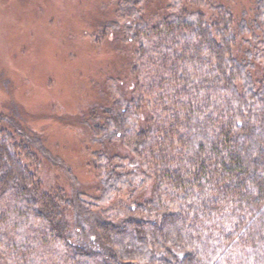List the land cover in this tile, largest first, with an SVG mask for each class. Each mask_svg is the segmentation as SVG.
Segmentation results:
<instances>
[{"label":"trees","instance_id":"1","mask_svg":"<svg viewBox=\"0 0 264 264\" xmlns=\"http://www.w3.org/2000/svg\"><path fill=\"white\" fill-rule=\"evenodd\" d=\"M112 1L124 76L84 120L102 205L0 113V264H264V0Z\"/></svg>","mask_w":264,"mask_h":264},{"label":"rangeland","instance_id":"2","mask_svg":"<svg viewBox=\"0 0 264 264\" xmlns=\"http://www.w3.org/2000/svg\"><path fill=\"white\" fill-rule=\"evenodd\" d=\"M156 1L144 0L146 13ZM251 2L237 0L235 12ZM114 7L112 0H0V113L28 118L26 125L64 162L54 157L46 183L69 192L77 187L88 204H100L91 200L95 178L86 164V151L98 145L90 146L84 120L124 76L127 62L109 29L102 37Z\"/></svg>","mask_w":264,"mask_h":264}]
</instances>
